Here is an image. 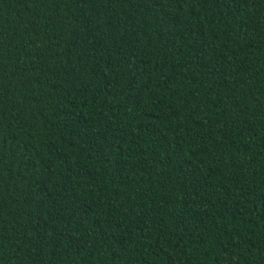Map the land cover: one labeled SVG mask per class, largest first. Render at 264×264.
<instances>
[{
    "label": "trees",
    "instance_id": "1",
    "mask_svg": "<svg viewBox=\"0 0 264 264\" xmlns=\"http://www.w3.org/2000/svg\"><path fill=\"white\" fill-rule=\"evenodd\" d=\"M0 264H264V0H0Z\"/></svg>",
    "mask_w": 264,
    "mask_h": 264
}]
</instances>
